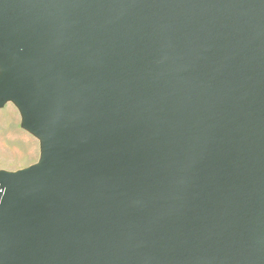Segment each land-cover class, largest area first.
Listing matches in <instances>:
<instances>
[{"label": "water", "instance_id": "1", "mask_svg": "<svg viewBox=\"0 0 264 264\" xmlns=\"http://www.w3.org/2000/svg\"><path fill=\"white\" fill-rule=\"evenodd\" d=\"M0 264H264V0H0Z\"/></svg>", "mask_w": 264, "mask_h": 264}, {"label": "rangeland", "instance_id": "2", "mask_svg": "<svg viewBox=\"0 0 264 264\" xmlns=\"http://www.w3.org/2000/svg\"><path fill=\"white\" fill-rule=\"evenodd\" d=\"M20 115L11 104L0 109V170L14 172L37 163L39 142L20 127Z\"/></svg>", "mask_w": 264, "mask_h": 264}]
</instances>
